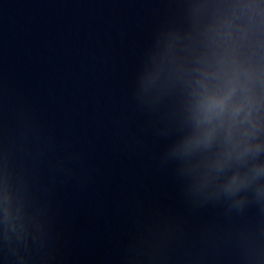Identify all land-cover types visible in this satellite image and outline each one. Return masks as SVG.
Segmentation results:
<instances>
[{"label":"water","instance_id":"95a60500","mask_svg":"<svg viewBox=\"0 0 264 264\" xmlns=\"http://www.w3.org/2000/svg\"><path fill=\"white\" fill-rule=\"evenodd\" d=\"M184 2L0 0V264H264V207L165 157L179 89L134 92Z\"/></svg>","mask_w":264,"mask_h":264},{"label":"clouds","instance_id":"9594fccd","mask_svg":"<svg viewBox=\"0 0 264 264\" xmlns=\"http://www.w3.org/2000/svg\"><path fill=\"white\" fill-rule=\"evenodd\" d=\"M182 7L187 24L157 29L134 92L150 104L179 89L181 119L163 151L193 196L264 207V0Z\"/></svg>","mask_w":264,"mask_h":264}]
</instances>
